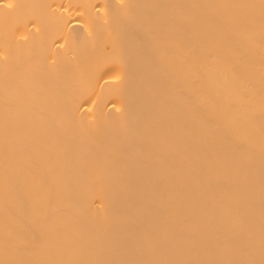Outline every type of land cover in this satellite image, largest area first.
Wrapping results in <instances>:
<instances>
[{"label":"bare ground","instance_id":"obj_1","mask_svg":"<svg viewBox=\"0 0 264 264\" xmlns=\"http://www.w3.org/2000/svg\"><path fill=\"white\" fill-rule=\"evenodd\" d=\"M0 264H264V0H0Z\"/></svg>","mask_w":264,"mask_h":264}]
</instances>
